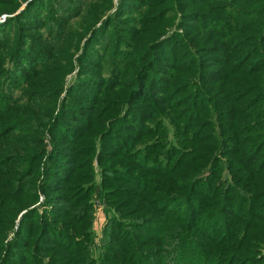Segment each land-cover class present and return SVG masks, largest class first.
Instances as JSON below:
<instances>
[{
  "label": "trees",
  "instance_id": "trees-1",
  "mask_svg": "<svg viewBox=\"0 0 264 264\" xmlns=\"http://www.w3.org/2000/svg\"><path fill=\"white\" fill-rule=\"evenodd\" d=\"M3 15L0 264H264V0Z\"/></svg>",
  "mask_w": 264,
  "mask_h": 264
},
{
  "label": "rangeland",
  "instance_id": "rangeland-1",
  "mask_svg": "<svg viewBox=\"0 0 264 264\" xmlns=\"http://www.w3.org/2000/svg\"><path fill=\"white\" fill-rule=\"evenodd\" d=\"M26 5V3L24 4ZM6 15H3L0 17V22L4 21ZM68 79L71 77L70 75L67 76ZM48 140V139H47ZM96 170L98 171V163L97 161L94 163ZM40 201H44V196L41 195ZM92 204L94 208L93 213V224H92V230H94V243L97 244L100 240V236L102 235V230L105 227V221H106V214L108 205L104 198L95 195L92 199ZM262 249V255H264V246L261 247Z\"/></svg>",
  "mask_w": 264,
  "mask_h": 264
}]
</instances>
